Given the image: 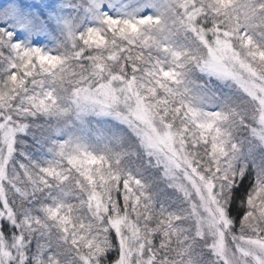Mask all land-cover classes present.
<instances>
[{
  "label": "snow or ice",
  "instance_id": "snow-or-ice-1",
  "mask_svg": "<svg viewBox=\"0 0 264 264\" xmlns=\"http://www.w3.org/2000/svg\"><path fill=\"white\" fill-rule=\"evenodd\" d=\"M0 264H264V0H0Z\"/></svg>",
  "mask_w": 264,
  "mask_h": 264
}]
</instances>
